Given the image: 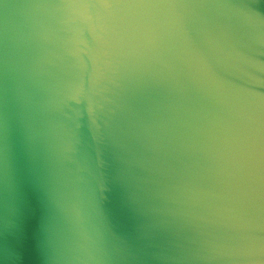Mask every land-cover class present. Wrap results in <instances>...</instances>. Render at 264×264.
<instances>
[{
    "label": "water",
    "instance_id": "1",
    "mask_svg": "<svg viewBox=\"0 0 264 264\" xmlns=\"http://www.w3.org/2000/svg\"><path fill=\"white\" fill-rule=\"evenodd\" d=\"M80 187L104 264H264V0H0V264Z\"/></svg>",
    "mask_w": 264,
    "mask_h": 264
},
{
    "label": "clouds",
    "instance_id": "2",
    "mask_svg": "<svg viewBox=\"0 0 264 264\" xmlns=\"http://www.w3.org/2000/svg\"><path fill=\"white\" fill-rule=\"evenodd\" d=\"M84 6L73 5V13ZM69 224L66 232L53 230L51 243L59 264H104L106 248L100 211L86 187L63 205Z\"/></svg>",
    "mask_w": 264,
    "mask_h": 264
}]
</instances>
